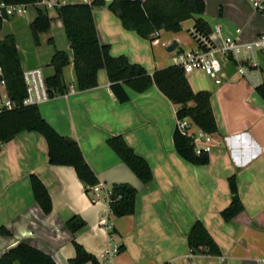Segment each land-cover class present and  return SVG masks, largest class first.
Segmentation results:
<instances>
[{"label": "crops", "instance_id": "obj_1", "mask_svg": "<svg viewBox=\"0 0 264 264\" xmlns=\"http://www.w3.org/2000/svg\"><path fill=\"white\" fill-rule=\"evenodd\" d=\"M203 1L202 18L215 44H220L213 35L215 26L220 27L222 37L241 29L243 42L264 35V15L246 0ZM108 4L94 6L92 14L98 41L109 47L112 57L125 56L152 74L173 65L176 51H167L173 41L182 51L197 48L196 43L180 39L184 27L193 29L192 19L182 22L180 32L159 31L158 38L151 41L125 29ZM28 7L23 16L4 18L0 40L13 37L22 70L45 66L46 78L53 75L49 64L54 52L67 54L63 80L66 90L73 86L74 93L67 97L56 94L38 109L60 136L78 144L102 188L98 195L92 192L91 202L73 168L49 164L47 143L40 134L16 135L0 147V228L10 233L0 234V257L24 242L51 256L56 264H69L75 256V241L100 264H264V101L255 91L264 83V52L256 53L258 67L247 76L237 73L233 63H225L220 85L201 71L186 75L194 92L210 93L217 126L208 164L196 166L184 160L174 146L178 106L155 86L140 94L125 87L129 100L120 103L104 70L98 71L95 88L79 91L72 51L55 9L48 14L41 3ZM37 10L51 19L50 29L39 35L38 46L29 30ZM113 136H121L148 163L152 172L149 183H141L108 146ZM31 175L49 194L51 211L47 215L34 201ZM232 176L244 213L226 223L220 213L231 202L228 179ZM114 184L135 188L132 215L118 218L111 214L106 191ZM74 216L86 226L72 234L65 223ZM197 221L218 245L220 257L189 256L187 237Z\"/></svg>", "mask_w": 264, "mask_h": 264}, {"label": "trees", "instance_id": "obj_2", "mask_svg": "<svg viewBox=\"0 0 264 264\" xmlns=\"http://www.w3.org/2000/svg\"><path fill=\"white\" fill-rule=\"evenodd\" d=\"M40 0H0L5 5H34ZM61 1V0H57ZM104 0H94L91 3L59 4L56 14L69 42L73 56V68L76 86L79 91H85L97 86V73L106 72L110 89L120 103L129 100L124 88L135 93H144L155 86L172 104L178 106L176 118H189L193 124L208 134H215L217 126L210 105V93L194 92L186 75L179 66L171 65L148 73L141 65L130 63L125 56L112 57L109 47L98 41L92 10L94 6H103ZM108 10L117 16L122 26L135 31L140 37L150 39L155 31L178 33L182 30V22L193 20V30L209 37L211 29L202 18L205 11L203 0H112L107 5ZM0 17V29L2 21ZM51 19L41 10H37L35 19L30 23L29 30L35 45L39 44V35L50 29ZM197 46L199 42L190 32ZM68 56L63 51H55L49 66L53 75L45 79L50 94H63L66 91L63 80V69L68 65ZM0 67L3 70L6 92L9 98L21 103L25 97L23 70L13 37L7 36L0 40ZM256 93L264 101V83L255 88ZM21 132H36L46 141L48 147V162L55 166L73 168L77 178L84 184V192L91 202H94L91 189L99 181L86 163L78 144L60 136L43 118L38 106H19L13 110L0 112V147L11 141ZM108 146L120 160L134 173L141 183L152 180V172L148 163L125 143L121 136H113L107 141ZM174 146L177 153L187 162L203 166L208 164L207 153L196 154L191 139L174 132ZM32 195L36 204L44 214L51 211L49 194L34 176H30ZM231 202L221 211L220 216L226 223L234 221L244 213V206L239 198L235 177L228 179ZM108 206L114 217L129 216L134 213L136 190L128 184H114L109 189ZM73 234L86 226L78 217H72L65 223ZM0 234L10 235L0 228ZM75 256L69 264H100L81 245L72 241ZM187 245L194 255L220 257L221 251L204 225L194 223L188 237ZM0 264H56L51 256L20 242L0 257Z\"/></svg>", "mask_w": 264, "mask_h": 264}, {"label": "built area", "instance_id": "obj_3", "mask_svg": "<svg viewBox=\"0 0 264 264\" xmlns=\"http://www.w3.org/2000/svg\"><path fill=\"white\" fill-rule=\"evenodd\" d=\"M93 0H89L91 3ZM252 8L257 13L264 15V0H248ZM105 3H110L112 0H104ZM37 3L43 4L45 10L55 9L61 1L57 0H40ZM28 5H5L0 3V17L9 18L21 16L26 12ZM198 40L199 46L195 50L183 51L182 53H174L172 62L173 65L179 66L185 75L194 71H201L209 77L216 85L223 82V66L225 63L231 62L235 66L237 73L242 76H247L249 71L258 67L256 62V53L264 52V35H259L251 42H243L240 38L241 29L237 28L232 36L222 37L219 26L213 29V35L220 40V44H215L211 40V36L204 37L196 33L193 29L190 31ZM159 31L151 34V37L157 38ZM211 35V34H210ZM45 76L42 69L33 68L23 71V81L25 85V97L21 103L12 101L7 92L4 80L3 70L0 67V112L13 110L19 106H39L46 103L56 94H50L45 83ZM258 86V85H257ZM256 86V87H257ZM74 93L73 86L60 96L67 97ZM59 95V94H57ZM175 129L183 136L191 139L194 151L196 154H209L216 142L212 134H208L197 128L189 118H176ZM101 186H94L91 191L98 195L101 191ZM110 191H106V196L109 198ZM115 238L112 237V240ZM116 247L113 251L116 252ZM189 256L194 254L189 250ZM188 264H193L190 261Z\"/></svg>", "mask_w": 264, "mask_h": 264}, {"label": "rangeland", "instance_id": "obj_4", "mask_svg": "<svg viewBox=\"0 0 264 264\" xmlns=\"http://www.w3.org/2000/svg\"><path fill=\"white\" fill-rule=\"evenodd\" d=\"M247 2H249L248 0H246ZM250 3V2H249ZM249 5H251V3L249 4ZM29 8V7H28ZM27 8V9H28ZM47 13L48 14H52L53 13V11H51V10H47ZM24 15V14H23ZM23 15H21V16H23ZM26 15V14H25ZM259 15H263V14H261V13H259ZM189 30V28H187L186 27V29H185V27L183 28V31H181L180 32V39H181V41H186V42H192V43H195V40L193 39V37L191 36V34H190V31H188ZM39 45V44H38ZM38 45H36V46H38ZM181 47V46H180ZM186 50H187V48H186ZM168 53V52H167ZM233 66V65H232ZM233 67H235V66H233ZM41 69H42V71H43V74L45 75V66H42L41 67ZM234 69V68H233ZM23 71H24V69H23ZM46 78V77H45Z\"/></svg>", "mask_w": 264, "mask_h": 264}, {"label": "water", "instance_id": "obj_5", "mask_svg": "<svg viewBox=\"0 0 264 264\" xmlns=\"http://www.w3.org/2000/svg\"><path fill=\"white\" fill-rule=\"evenodd\" d=\"M168 52H174L176 51L177 53H182V49L178 48V43L176 41H173L172 44L167 48Z\"/></svg>", "mask_w": 264, "mask_h": 264}]
</instances>
